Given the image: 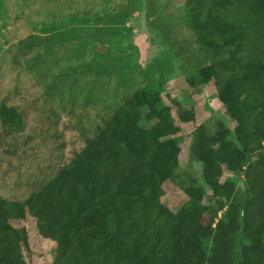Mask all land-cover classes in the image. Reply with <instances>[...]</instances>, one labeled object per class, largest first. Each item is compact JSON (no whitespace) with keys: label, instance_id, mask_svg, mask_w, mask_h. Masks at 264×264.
Wrapping results in <instances>:
<instances>
[{"label":"trees","instance_id":"obj_1","mask_svg":"<svg viewBox=\"0 0 264 264\" xmlns=\"http://www.w3.org/2000/svg\"><path fill=\"white\" fill-rule=\"evenodd\" d=\"M134 2L106 1V22L125 24L147 5L159 47L143 71L147 84L42 186L22 200L0 197V264H30L28 231L11 223L27 216L54 243L50 264H264V0ZM86 64L77 60L67 73ZM176 71L192 93L173 99L174 116L163 95ZM211 83L237 124L198 125L188 160L200 165V181L181 179L179 123L194 121L192 98ZM8 101L0 100V126L13 135L24 114ZM225 174L242 178L244 189ZM177 180L184 200L174 211L164 194Z\"/></svg>","mask_w":264,"mask_h":264},{"label":"rangeland","instance_id":"obj_2","mask_svg":"<svg viewBox=\"0 0 264 264\" xmlns=\"http://www.w3.org/2000/svg\"><path fill=\"white\" fill-rule=\"evenodd\" d=\"M106 1L138 4L134 0H0V100L7 96L9 104L23 112L25 124L13 135L0 126V197L22 200L42 186L81 149L102 118L147 84L143 71L159 52L146 19L147 5L134 13V20L125 18V24L108 26ZM77 60L87 63V69L67 73ZM93 79H98L96 89L90 87ZM166 92L164 102L175 116L173 99L181 101L192 90L176 71ZM192 101L194 121L179 123L178 171L181 179L190 176L200 181V165L188 160L194 129L214 118L229 128L236 121L215 98L212 83ZM227 178L244 189L242 178L225 174L222 180ZM180 182L165 188L164 201L174 211L184 200ZM11 223L28 231L26 260L50 264L54 243L37 234L35 220L27 216Z\"/></svg>","mask_w":264,"mask_h":264}]
</instances>
